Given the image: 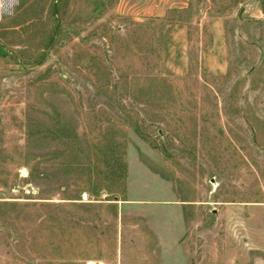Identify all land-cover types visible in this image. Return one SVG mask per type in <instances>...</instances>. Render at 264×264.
I'll use <instances>...</instances> for the list:
<instances>
[{
    "label": "rangeland",
    "instance_id": "obj_1",
    "mask_svg": "<svg viewBox=\"0 0 264 264\" xmlns=\"http://www.w3.org/2000/svg\"><path fill=\"white\" fill-rule=\"evenodd\" d=\"M70 263L264 264V0H0V264Z\"/></svg>",
    "mask_w": 264,
    "mask_h": 264
},
{
    "label": "trees",
    "instance_id": "obj_2",
    "mask_svg": "<svg viewBox=\"0 0 264 264\" xmlns=\"http://www.w3.org/2000/svg\"><path fill=\"white\" fill-rule=\"evenodd\" d=\"M114 165H115V167H114ZM110 169H111V171L109 173V176L111 177V180L117 181L118 179L123 178L125 176L124 165H123V163L119 162V160L118 161L116 160L115 164L111 165ZM106 200H112V199L107 198ZM111 204H112V205H110L111 208L115 209L116 208V205H114L115 203H111Z\"/></svg>",
    "mask_w": 264,
    "mask_h": 264
}]
</instances>
